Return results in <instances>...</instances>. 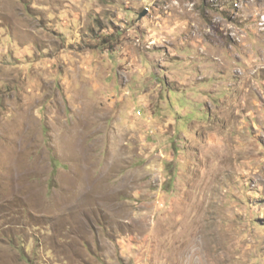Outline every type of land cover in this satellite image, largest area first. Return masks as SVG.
Wrapping results in <instances>:
<instances>
[{"label": "rangeland", "instance_id": "374dc122", "mask_svg": "<svg viewBox=\"0 0 264 264\" xmlns=\"http://www.w3.org/2000/svg\"><path fill=\"white\" fill-rule=\"evenodd\" d=\"M0 264H264V0H0Z\"/></svg>", "mask_w": 264, "mask_h": 264}]
</instances>
